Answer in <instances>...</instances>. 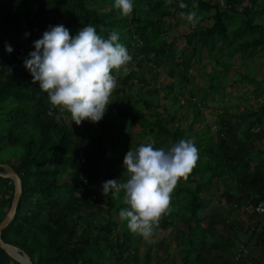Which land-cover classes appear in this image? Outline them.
Instances as JSON below:
<instances>
[{"label":"trees","instance_id":"16d2710c","mask_svg":"<svg viewBox=\"0 0 264 264\" xmlns=\"http://www.w3.org/2000/svg\"><path fill=\"white\" fill-rule=\"evenodd\" d=\"M183 2L185 9L179 8V0L171 5L166 0H133V13L124 17L114 7L115 0H0V149L9 146L13 151L11 159L0 163L17 174L21 187L14 215L0 238L22 250L32 264L151 263L150 245L140 255L143 238L132 233L119 215L127 207L123 191L118 198L102 195L103 182L128 179L119 166L121 159L106 153H112V147L135 150L149 142L148 137L155 148L165 149L181 139H192L199 155L188 180H181L172 193L171 210L157 228L176 233L177 249L169 264H248L247 252L251 256L263 248L264 211L256 213L254 206L264 202V143L263 148L255 147L264 138V80L253 76L259 73L254 68L256 55L264 53V0ZM192 11L198 23H189L191 29L182 34L184 47L191 53L180 52L177 57L170 43L163 46L162 28L168 26L167 18ZM206 18L209 24L199 25ZM57 25H64L72 36L88 25L104 38L114 30L128 53L138 50L150 70L160 59L179 68L180 81L196 89H189L185 99L191 111L187 126L181 127L176 113L180 106L172 83L150 84L141 67L137 74L129 70L127 75L116 76L111 109L98 123L85 120L78 126L70 113L53 109L47 94L32 83L24 61L35 50L34 42ZM199 47L220 67L205 73L213 94H221L229 59L249 56V65L239 76L252 86L244 92L252 99L247 104L225 102L212 125L206 123L199 107L205 97L194 100L198 88L185 75ZM154 74H150L152 81H156ZM172 74L169 68L167 75ZM160 88L165 92L162 98L171 100L170 113L158 101ZM114 117L122 119L117 132H113ZM195 123H200L201 131L192 129ZM134 128L137 132L131 134ZM134 136L142 143L138 145ZM127 152L122 149L121 154ZM12 191V181L0 177V220L9 208ZM213 195L218 202L208 204ZM238 211L247 213V236ZM163 243L160 237L157 244ZM163 256L161 260L166 261ZM0 264L18 263L0 249Z\"/></svg>","mask_w":264,"mask_h":264},{"label":"clouds","instance_id":"9594fccd","mask_svg":"<svg viewBox=\"0 0 264 264\" xmlns=\"http://www.w3.org/2000/svg\"><path fill=\"white\" fill-rule=\"evenodd\" d=\"M172 2L166 0L169 5ZM178 6L187 7L183 0H179ZM114 7L122 16L129 17L134 9L133 0H115ZM180 15L193 26L198 23L195 11ZM104 31L107 29L101 28ZM34 49L24 61L32 83H38L47 94L53 109L70 113L71 121L78 126L85 120H102L117 87L113 72L127 75V65L132 61L116 31L104 38L92 25L81 28L75 36L64 25L50 27L34 42ZM6 51L11 53V46ZM48 115H53L51 109ZM151 139L148 137L149 142L125 154L126 182L112 179L102 184L104 197L111 193L118 198L123 191L127 207L119 215L127 221L129 230L145 241L153 237L162 217L169 214L172 193L181 180H188L199 159L192 139H181L167 149L155 148Z\"/></svg>","mask_w":264,"mask_h":264},{"label":"rangeland","instance_id":"374dc122","mask_svg":"<svg viewBox=\"0 0 264 264\" xmlns=\"http://www.w3.org/2000/svg\"><path fill=\"white\" fill-rule=\"evenodd\" d=\"M212 2L216 0H211ZM244 4L246 3V0H240ZM259 1V0H258ZM261 1V0H260ZM241 3V2H240ZM209 20L207 18L205 20H202L199 25H206L209 24ZM166 23H168V26L162 28V33L160 35L164 47L171 44L172 48H174V52L176 53L177 57H180V52L184 53L185 55H188L191 53L189 47H184V41L182 39V34L188 32L191 27L189 22L186 20V18L182 16H174L173 18H167ZM130 55L132 56V61L127 65L128 69L131 71H135V74H137L139 67L142 68L144 71V78L150 82V84H155L158 87L164 86V84L172 83V91L175 96L178 97L179 106L177 107L176 113L178 117H180L181 127L185 128L191 120V111L189 106H187L185 99L188 97V90L192 89L193 92L196 91V89H193L192 86L189 83H183V81H180V77L178 76L177 72L179 71V68H174L173 65L168 62H164L163 59H160L159 63L156 66H153L151 64V67L154 68L153 70L149 69V62L145 61L138 53V50H131ZM240 57V58H239ZM249 56L241 57L239 55H235L234 57L229 59V63L231 64L230 69L224 74L227 79L226 83L223 86V89L220 93L213 94L212 90L208 88V84L210 82L208 75L205 73L210 69L213 68L214 70L218 71L220 70L219 66H215L214 62L211 60V58L208 56L206 50L204 47H199L194 52L193 57H191V64L189 68L185 71V75L188 79V82H191L195 84L198 88V92L194 96V100L198 101L201 97H205V104L199 105L201 109V114L204 116L206 123H209L212 125V120L214 119V114L217 110H219V107L224 104L225 102L229 101L230 103H236L237 100H239L242 104H247L248 100L252 99L250 93L247 94L245 97L244 92L247 91L246 89H250L252 86L249 83H244V81L240 78L239 72L244 73L246 71V66L249 65ZM256 63L254 65V68L259 71V73L255 74L253 77H255L257 80H264V53H258L256 55ZM223 60L227 61L228 59L223 58ZM152 68V69H153ZM172 69L173 74L171 76L167 75V70ZM256 71V72H258ZM155 73V80H150V74ZM114 74L118 77H122L123 72L117 74L114 72ZM254 74V73H253ZM252 74V75H253ZM134 91L138 90L136 87H132ZM147 87L141 88L142 90H145ZM136 93V92H135ZM164 89L160 88L158 93V101L160 104H163L167 112H171V100L167 99L164 100L162 98V95L164 94ZM241 97V99H238ZM202 103V102H201ZM203 104V103H202ZM108 107L111 109V105L109 104ZM234 109V108H233ZM160 110V109H159ZM229 110H232L229 109ZM114 126H113V132H117L118 127L122 124V119L119 117H114L113 119ZM194 130L201 131V125L200 123H195L192 127ZM211 131L213 127L210 128ZM131 134H135L137 132V129H130ZM134 140L138 141V145L142 142L134 136ZM264 138L263 140H260L256 142L255 147L263 148ZM113 149L112 153L107 152L106 155L109 156L112 159H121V164L119 165L124 171L125 168L123 167V160L124 156L121 154L122 149L129 151V147L125 148H111ZM133 150V148H131ZM13 151L11 147L5 146L2 149H0V160L2 162H5V160H9L13 157ZM264 155V152L262 153ZM7 165V164H6ZM119 175L116 176L118 179ZM218 198L216 195H213L211 198L208 199V204L217 203ZM237 218L242 220L244 222L243 230H244V236H247L249 234V231L246 230L248 221L246 222L247 215L246 212L238 211L237 212ZM114 216V215H113ZM206 220H203L201 223L204 225ZM179 227H182L179 225ZM221 229V227H218ZM240 235V234H239ZM162 237L164 238V243L161 245L157 244L158 239ZM241 238H243L242 235H240ZM145 243L140 244L138 247V253L141 255L144 250L150 245V253L152 255V260L150 264H153L155 261H157L160 264H169L171 261L170 255L177 249V236L176 233L170 229H157L156 233H154L153 237L149 241H145ZM145 244V246H144ZM264 248V245H262ZM156 249V251H155ZM165 253V256H163ZM166 254L168 256H166ZM248 256V264H264V252H259V256L256 260L255 254H252L251 256L248 255V252L246 254ZM165 257L166 261H162L161 257ZM156 257V258H155Z\"/></svg>","mask_w":264,"mask_h":264},{"label":"water","instance_id":"95a60500","mask_svg":"<svg viewBox=\"0 0 264 264\" xmlns=\"http://www.w3.org/2000/svg\"><path fill=\"white\" fill-rule=\"evenodd\" d=\"M0 168L2 169V171L0 172V177L10 179L13 185L12 198L9 208L0 220L1 232V230L14 215L16 205L20 196L21 187L20 179L18 178L17 174L10 168V166L0 163ZM0 249H2L12 260L16 261L18 264H32L29 257L22 250L11 244L5 243L1 238Z\"/></svg>","mask_w":264,"mask_h":264},{"label":"built area","instance_id":"2783aa9c","mask_svg":"<svg viewBox=\"0 0 264 264\" xmlns=\"http://www.w3.org/2000/svg\"><path fill=\"white\" fill-rule=\"evenodd\" d=\"M79 161L82 162L83 159L81 157H79ZM83 183L86 182L85 179L82 180ZM254 211L256 213H262L264 211V202H258L255 206H254Z\"/></svg>","mask_w":264,"mask_h":264},{"label":"crops","instance_id":"0c3cea01","mask_svg":"<svg viewBox=\"0 0 264 264\" xmlns=\"http://www.w3.org/2000/svg\"><path fill=\"white\" fill-rule=\"evenodd\" d=\"M258 248H259V247H258ZM262 250H263V251H262ZM259 252H264V248H262L261 251H258V252L256 251V252H255V258H256V260H257V258H258V256H259Z\"/></svg>","mask_w":264,"mask_h":264}]
</instances>
